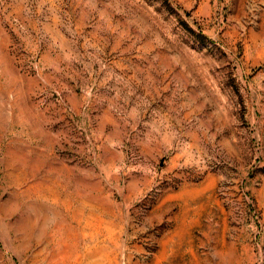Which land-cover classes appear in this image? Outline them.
<instances>
[{
  "label": "rangeland",
  "instance_id": "obj_1",
  "mask_svg": "<svg viewBox=\"0 0 264 264\" xmlns=\"http://www.w3.org/2000/svg\"><path fill=\"white\" fill-rule=\"evenodd\" d=\"M0 264H264V0H0Z\"/></svg>",
  "mask_w": 264,
  "mask_h": 264
}]
</instances>
